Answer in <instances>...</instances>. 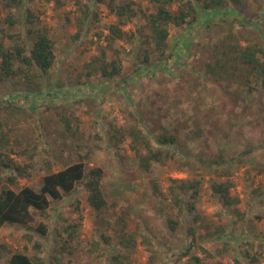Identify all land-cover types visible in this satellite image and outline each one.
I'll list each match as a JSON object with an SVG mask.
<instances>
[{
    "label": "rangeland",
    "instance_id": "rangeland-1",
    "mask_svg": "<svg viewBox=\"0 0 264 264\" xmlns=\"http://www.w3.org/2000/svg\"><path fill=\"white\" fill-rule=\"evenodd\" d=\"M3 2L0 43L29 53L46 32L55 60L46 74L34 65L3 77L0 58V185L39 190L47 173L83 159L87 172L103 169L107 204L95 210L83 180L32 209V222L4 224L0 264L16 252L39 264H264V87L250 91L222 54L230 42L264 46V0L211 11L197 2L202 19L170 24L164 54L145 32L156 11L149 0H114L136 14L112 44V0H23L9 10ZM115 49L121 72L105 77L94 66ZM133 126L178 135L152 172L139 166ZM173 179L194 182L196 194L177 184L176 202ZM214 183L228 185L232 204Z\"/></svg>",
    "mask_w": 264,
    "mask_h": 264
},
{
    "label": "trees",
    "instance_id": "trees-1",
    "mask_svg": "<svg viewBox=\"0 0 264 264\" xmlns=\"http://www.w3.org/2000/svg\"><path fill=\"white\" fill-rule=\"evenodd\" d=\"M6 9L20 6L23 0H2ZM156 6V11L150 13L148 25L145 27L147 36L153 41L155 50L164 54L169 47L168 37L170 24L181 26L184 24H195L202 19L203 13L199 10L197 2L201 0H149ZM229 1L240 3L241 0H202V7L206 11L226 6ZM110 4L111 10L118 17L119 22L111 26L112 36L110 44L115 37H123L126 32L121 25L127 19L132 18L136 11L130 2L116 5ZM177 6L174 8V6ZM11 20V19H10ZM13 24L14 21L11 20ZM27 47L21 44H14L6 47L0 43V58L2 76L8 77L18 73L26 74L27 68L36 65L42 74H46L53 66L55 60L54 41L46 32H38L29 53ZM222 54L233 60L240 71L239 76L248 84L252 91L258 87H264V46L257 43L243 45L238 42H230L227 47L222 48ZM18 64L19 67H15ZM18 68V69H17ZM122 63L118 49H115L110 59L103 58L94 70L99 71L105 77H114L121 72ZM127 135L132 139L139 166L144 172L153 171V163L163 160L171 155L170 148L177 147L178 135L166 128L154 137L144 133L139 127L133 126L127 129ZM158 145L155 148L152 142ZM9 167L8 163H4ZM19 168V167H18ZM1 170V166H0ZM104 171L101 167H93L86 171V163L80 159L57 171L47 173L39 190L30 185L21 188L0 185V227L6 223L28 224L34 220L32 209L44 211L52 199H62L66 194L73 193L81 181H85L87 200L95 210H101L107 204L106 196L102 189ZM169 187L176 202H179V191L177 184L181 185L183 192L192 189L196 194V185L188 180L173 179ZM157 188V187H156ZM214 193L220 196L224 204H232L229 187L225 183H214ZM158 189V188H157ZM189 208H194L193 203H188ZM172 228H177L178 222L170 220ZM41 231L45 232V225L41 223ZM188 231L193 233L194 228L189 227ZM187 252V251H186ZM185 253V252H184ZM187 254V253H185ZM184 255V254H183ZM1 256V251H0ZM9 264H39L23 252H16L11 256Z\"/></svg>",
    "mask_w": 264,
    "mask_h": 264
}]
</instances>
